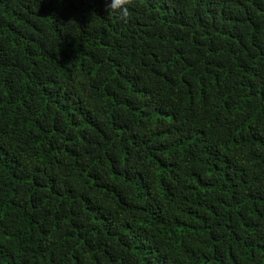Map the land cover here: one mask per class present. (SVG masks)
<instances>
[{
	"label": "trees",
	"instance_id": "obj_1",
	"mask_svg": "<svg viewBox=\"0 0 264 264\" xmlns=\"http://www.w3.org/2000/svg\"><path fill=\"white\" fill-rule=\"evenodd\" d=\"M0 264H264V0H0Z\"/></svg>",
	"mask_w": 264,
	"mask_h": 264
},
{
	"label": "clouds",
	"instance_id": "obj_2",
	"mask_svg": "<svg viewBox=\"0 0 264 264\" xmlns=\"http://www.w3.org/2000/svg\"><path fill=\"white\" fill-rule=\"evenodd\" d=\"M105 8L108 13L126 19L129 15V5L131 0H104Z\"/></svg>",
	"mask_w": 264,
	"mask_h": 264
}]
</instances>
